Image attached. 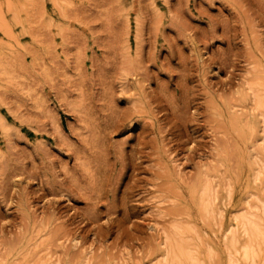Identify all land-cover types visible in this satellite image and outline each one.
<instances>
[{
    "label": "rangeland",
    "instance_id": "1",
    "mask_svg": "<svg viewBox=\"0 0 264 264\" xmlns=\"http://www.w3.org/2000/svg\"><path fill=\"white\" fill-rule=\"evenodd\" d=\"M263 71L264 0H0V264H151L176 217L219 264L262 188L229 112Z\"/></svg>",
    "mask_w": 264,
    "mask_h": 264
},
{
    "label": "bare ground",
    "instance_id": "2",
    "mask_svg": "<svg viewBox=\"0 0 264 264\" xmlns=\"http://www.w3.org/2000/svg\"><path fill=\"white\" fill-rule=\"evenodd\" d=\"M237 94L241 103L250 105L249 113L247 115V112L234 110L236 106L231 105L229 114L240 131L247 133L251 142H256L253 145L255 153L252 155L251 167H258L253 180L262 188L260 193L251 195L244 207L234 214L232 225L224 235L223 251L210 249L208 259L212 261L217 256L219 264H264V159L261 158L264 152V71L251 76ZM211 178L206 173L202 174L190 188V196L197 211L210 219L214 217L217 200ZM193 235L194 230L188 225L184 226L176 217L169 227L162 230L157 244V257L151 264H206ZM21 255L26 257V250ZM46 263V258L39 257L34 263L28 264ZM80 264H89V261L83 260ZM111 264L125 263L117 261Z\"/></svg>",
    "mask_w": 264,
    "mask_h": 264
}]
</instances>
